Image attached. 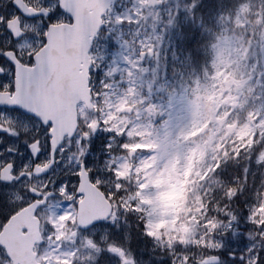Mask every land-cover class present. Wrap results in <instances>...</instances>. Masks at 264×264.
Masks as SVG:
<instances>
[{
  "label": "rangeland",
  "instance_id": "374dc122",
  "mask_svg": "<svg viewBox=\"0 0 264 264\" xmlns=\"http://www.w3.org/2000/svg\"><path fill=\"white\" fill-rule=\"evenodd\" d=\"M4 1L8 2L10 0ZM27 1L37 6L41 3H46L49 8L54 10L57 6L54 2L49 0ZM146 1L147 0H133L131 1V7L129 9L125 4L120 3L119 7L112 11L110 19L117 18L119 24L123 21H131L129 22L130 30L128 33H131L133 31L132 29L137 31L135 44H138V46L134 47L132 43L130 44L126 39L124 40V36L121 35V37L114 36L113 38L119 53L110 52L109 47L105 42V37L98 42L95 53L92 55V60L94 69L96 70V73L99 74L95 84V98L96 100L99 97L103 98L102 103L105 105L102 110L103 115L101 117V112L98 110H95L96 112L89 116H86V113L83 110L80 111V114L86 127L84 133L91 140L96 139L101 134L108 135V133L111 135V138L109 137L107 140L108 142H115L114 138H118L119 136L124 140H132L136 136L142 138L140 143H133L129 147H122L129 150L127 157L107 155V160H103V164L110 167L115 175L125 178L127 174L132 172L131 165L133 162V172L139 176L141 180L140 196H142L143 203L148 206L149 212L152 215L149 222L153 226L154 224L161 223L167 218L165 211L169 205L171 196L173 195L174 177L178 170V166L175 163L176 141L179 136L189 131L193 120V107H190L186 101L184 93H175V95L171 97V102L165 112L162 110L160 113L161 115L157 119L160 123L158 131L156 132L157 134L155 135L151 134L150 129H146V127L139 122V118L144 112L141 108H135L134 113L136 114L134 118H132V116L119 115V111L125 104L130 103L131 106L136 107L142 103L140 97L137 95L135 80L133 78V76L139 71L143 73L144 70V68L141 70V63H143L145 57H142L141 53H145L146 58L157 59L159 50L155 43L161 45L166 36L164 30L157 29V25L151 14L143 15ZM197 1L198 0H196L195 3ZM195 3L192 5L194 6ZM8 13L9 15H7V17H14V10H10ZM61 15V13L55 12L53 18H51L52 21H60V19H62ZM0 19L4 20L2 17H0ZM42 24L43 22H38V24H33L31 26L27 24L28 28H32L35 37L32 35V37L24 39L19 45V48L22 50V57L26 61L31 58L32 53H34V51L40 46L41 39L37 37V34L40 35V33H45V28L42 27ZM112 29H114V26L109 28V30ZM263 35L264 25L260 28V35L257 41L259 46ZM137 50L139 52L138 55L135 56ZM212 50L213 58L210 62V69L205 72V76H207L209 81H213L217 84H213V89H216V91L213 95L212 129L209 143L207 144L208 152L214 148H218L225 142L232 143L234 141H239L246 144L251 143L254 140L255 133L259 134L264 130V112L262 106H258L254 109V122L248 121L249 119L243 120L241 118V104L239 97L234 93L243 91L245 81H237L234 77L228 75V66L231 60V55L229 54L227 45H218L213 47ZM135 57L137 59H135ZM117 77L124 81V86L126 88L124 91L119 90L118 85V87L116 85H110ZM198 79L199 78L195 79V85L197 87L200 84ZM205 86L209 87V83ZM231 86L233 87L232 91L236 92H231ZM110 87L111 91L109 90ZM94 104L96 107V103ZM97 107H99V105ZM2 120H6V118H3ZM231 125L235 126V130L232 133H228V126ZM23 127H25L26 130L23 131L20 142L18 144L13 143V147H11V155H14L13 151H16V158L22 157L23 160L18 169L19 179L14 187H17L16 190L18 191L19 196H27L26 190H30L32 187L40 185L31 178V171L33 168L32 158L30 156L29 147L26 145H31L34 140L37 139H40L44 143L46 141L47 133L30 120H26ZM81 137L82 135H79L76 138L75 143H68L58 152L57 168L55 169V172L47 181L45 180L42 182L45 186L56 188V192L59 196H67L65 198L66 202H68L74 195V191H72V189L67 191L66 187L72 188L73 186H77L76 183L69 184V176H71L73 172L78 174L80 170L79 167L75 168V163V167L73 166L71 156L74 151L79 152L78 155L81 156V150L83 149ZM86 147H88V144ZM76 154L77 153H74L73 156L75 157ZM46 158V156L43 157V159ZM93 160H95V157H93ZM4 161L5 158L0 160V167ZM93 172L96 174V169ZM57 176H59L67 186L58 183ZM51 208V224L54 226V230L50 232L52 241L50 242V247L45 250V256L50 254L55 255L56 258L65 256L66 251H59L58 249H56V252L51 251L53 248H57L60 242H63L64 244L65 242L67 244L82 243L90 246L91 244L100 242L102 238L106 239L107 231L112 230L113 233L117 232V227L112 225L110 228L95 229L87 236L72 237V231L65 235L60 221H57V204L54 202L51 205ZM63 210L66 212L68 211L66 208ZM262 235L264 236V231L262 232ZM233 237H239V233L234 231ZM233 248L235 252H250L252 249H259L260 246L258 243H253L248 239L240 243L236 241ZM110 250L112 251L113 248ZM119 264L131 263L128 260H125L124 257H121L119 252ZM199 264H201V262ZM222 264L227 263L223 262Z\"/></svg>",
  "mask_w": 264,
  "mask_h": 264
},
{
  "label": "trees",
  "instance_id": "16d2710c",
  "mask_svg": "<svg viewBox=\"0 0 264 264\" xmlns=\"http://www.w3.org/2000/svg\"><path fill=\"white\" fill-rule=\"evenodd\" d=\"M258 11L263 12V9H256V12L246 9L242 11L241 17L249 22ZM236 15L230 13L229 8L224 7L222 3L218 4L216 0H211V2L205 0L203 4L193 10L192 14L193 17L203 19L208 17L222 19ZM258 17L256 15L257 19ZM229 23L223 20L218 21L219 25H226L225 32L231 35V39L239 44L244 43L243 47L247 55L255 57L257 54L254 52L255 28H248L247 23L237 25L231 24L233 22ZM227 24L229 25L227 26ZM201 26L211 27L212 23L204 20L182 27L178 31L180 39H173L172 68L165 69L155 76L152 74V81L155 85L160 77L164 78L166 73V76L170 77L171 93L184 90L188 96V102L195 107L189 131L176 141L175 163L178 170L174 178L175 204L170 211V220L162 225L161 230L155 229L153 233L149 234L162 246L170 242L171 247L178 254H185L186 261H189L187 258H191L195 252L202 256L227 257L226 249L229 247L231 236V232L228 231L230 227L237 228L246 239L257 233L253 228L264 227V220L259 221L257 218L252 220L251 217V213L259 212L256 211L259 204L252 202V196H264V172L260 173L261 170H254L259 146H244L239 143L224 145L211 156L207 152L209 134L201 140L194 139L205 129L209 133L211 122L212 96L208 97L204 90L194 88V83L191 80L195 74L193 64L195 66L198 57L196 48L192 47L191 43L195 42L193 36L199 32ZM253 75L258 77L263 84L264 77L261 71L254 70ZM253 75L252 77H254ZM249 82H252V79H249ZM254 91V84L251 83L242 96L244 105L249 103L248 98L253 96ZM262 101H264V93L263 98L258 100V102ZM247 112L248 110H246ZM188 141H192L193 146L182 150V145ZM83 153H85L84 148L81 156L78 155L76 158L78 163H85ZM123 153L122 150H119V156ZM208 164H212V171L205 174V167ZM138 186L139 181L134 177L125 181L119 179L117 191L113 194L107 193V195L135 197L133 200H111L124 228L136 233L137 244L142 247L139 235L140 229L145 225V216L140 208H137L138 211L135 209V206H139L136 199L140 196ZM259 223L261 224L259 225ZM184 232L186 233L183 234ZM227 236L229 239L225 238ZM251 261L252 264H264V252L260 251L258 256Z\"/></svg>",
  "mask_w": 264,
  "mask_h": 264
},
{
  "label": "water",
  "instance_id": "95a60500",
  "mask_svg": "<svg viewBox=\"0 0 264 264\" xmlns=\"http://www.w3.org/2000/svg\"><path fill=\"white\" fill-rule=\"evenodd\" d=\"M59 1L61 9L73 19V24L50 29L48 45L36 57L37 66L22 69L19 73L17 94L20 97L19 106L27 109L29 114L38 118L45 126L53 125L50 132L52 159L65 138L72 139L77 132L78 105L85 103L89 110H93L88 82L89 52L102 28V17L111 4L115 3V0ZM14 4L28 16L42 14L28 9L20 0H16ZM16 29L11 30L16 32ZM261 55L264 68V45L261 48ZM10 103L11 101L7 105ZM232 129L231 127L230 131ZM36 147L32 149L34 156L37 154ZM49 168L50 166L37 174L41 175ZM11 170V166L6 167L1 173V180L11 182L13 180L9 175ZM78 193L85 196L79 205L80 228L87 229L110 216L111 204L90 182L84 166L80 175ZM33 213L31 209L23 210L11 218L0 234V245L6 248L9 256L13 257L14 264H36L32 248L37 241L40 242V238L37 225L34 224ZM21 229L29 230L27 238L20 235ZM216 262L215 257L206 260V263Z\"/></svg>",
  "mask_w": 264,
  "mask_h": 264
},
{
  "label": "flooded vegetation",
  "instance_id": "af4514ba",
  "mask_svg": "<svg viewBox=\"0 0 264 264\" xmlns=\"http://www.w3.org/2000/svg\"><path fill=\"white\" fill-rule=\"evenodd\" d=\"M34 5V4H33ZM37 8H43V7H47V4H39L38 6L35 5ZM34 7V6H33ZM35 7V8H36ZM54 10H51V15L49 16V18L43 17L44 19L46 18V20H43V18H41V20H43L44 24H42V27L45 28L47 30V25L49 23H54V24H59V23H65L68 22V20H66V18L64 16H62V19H60V21L58 22H53L51 18H53L52 16H54ZM58 13V12H57ZM17 15H19V13H17ZM27 23H29V21H25L23 20V25L25 26ZM119 23V22H118ZM33 24V23H31ZM50 25V24H49ZM3 38L7 37V38H11L9 35H1ZM44 32L41 33L40 37L42 42L44 41ZM22 41V40H21ZM21 41L16 43L14 41L10 42L9 44V48L8 49H12V51H14L16 53L17 58L22 62L25 63V65H29L31 63V61H24L23 57H22V50L20 48H17V45L21 44ZM0 45L2 46L3 43L1 42L0 39ZM8 51V50H5ZM3 51V52H5ZM0 72H3L7 75V77L9 78V80L14 78V69L12 68V66L8 65V64H3L2 62H0ZM95 76L92 75L91 76V83L93 82ZM0 83H3V81H0ZM0 92H7V93H13V89H9L7 86L3 88V90H0ZM168 96V93H167ZM154 113V109H151ZM10 113L13 112H8L6 111L5 113L0 114V160H2L3 158H5V161L3 162L2 166L0 167V172L2 170V168L5 165H9L12 164L13 166V173L16 176V183L18 182L19 176H18V169L20 164L23 162L22 157H18L16 158L17 152L13 151L14 155H11V151H9V149L11 148L10 144L11 141L18 144L20 142L21 139V135L25 129L24 126V118L23 119H19L17 117V114L15 113V115L12 117L10 115ZM7 115H9L15 122L13 123L12 121H9L8 124L9 126H4L2 125L3 123V118H5ZM153 115V114H152ZM8 129L5 132H2L4 130ZM42 180H38L37 183H39L40 185L38 186V189L40 190V192L42 193L41 196H55L54 192H51V187L50 186H43V183L41 182ZM0 186H4L6 187L5 184L0 182ZM0 192H3V189L0 190ZM29 196H32V194L30 193ZM76 198V196H75ZM35 199L32 201L34 202ZM5 264H9L8 261H5ZM119 264V261H118Z\"/></svg>",
  "mask_w": 264,
  "mask_h": 264
},
{
  "label": "snow or ice",
  "instance_id": "6c2138e0",
  "mask_svg": "<svg viewBox=\"0 0 264 264\" xmlns=\"http://www.w3.org/2000/svg\"><path fill=\"white\" fill-rule=\"evenodd\" d=\"M209 2H211V0H209ZM0 23H5L4 20L0 19ZM17 48H19V45H17ZM33 61L35 60V57L32 58ZM0 62H2L3 64H8L10 66H12V68L14 69L15 66V61L12 60V58L10 56H8V54L6 52H0ZM0 81H3V83H0V90H3V88L5 86H7L9 89H13L14 90V78L9 80V78L7 77V75L3 72H0ZM6 111L8 112H14L17 114V117L19 119H23V118H31V116L29 115V112L27 109H24L22 106H18V105H0V114L5 113ZM46 131L48 130V128L46 127L45 129ZM27 147H31V145H26ZM109 144L106 142V144L104 145V147H108ZM9 151H11V149H9ZM7 193H3L0 192V202L4 201L5 197H6ZM9 217H5V220H7ZM98 223H104L103 221H99ZM96 225H93V227H95Z\"/></svg>",
  "mask_w": 264,
  "mask_h": 264
},
{
  "label": "clouds",
  "instance_id": "9594fccd",
  "mask_svg": "<svg viewBox=\"0 0 264 264\" xmlns=\"http://www.w3.org/2000/svg\"><path fill=\"white\" fill-rule=\"evenodd\" d=\"M208 130L205 129L200 135L196 136L194 139L195 140H201L203 138H205L208 135ZM193 146V142L192 141H188L186 144L182 145V150H187V148Z\"/></svg>",
  "mask_w": 264,
  "mask_h": 264
}]
</instances>
